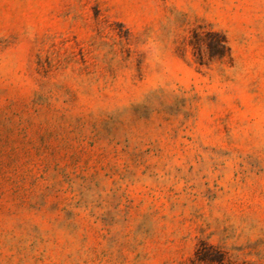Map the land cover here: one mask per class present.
Returning a JSON list of instances; mask_svg holds the SVG:
<instances>
[{
  "label": "rangeland",
  "instance_id": "1",
  "mask_svg": "<svg viewBox=\"0 0 264 264\" xmlns=\"http://www.w3.org/2000/svg\"><path fill=\"white\" fill-rule=\"evenodd\" d=\"M0 264H264V0H0Z\"/></svg>",
  "mask_w": 264,
  "mask_h": 264
},
{
  "label": "trees",
  "instance_id": "2",
  "mask_svg": "<svg viewBox=\"0 0 264 264\" xmlns=\"http://www.w3.org/2000/svg\"><path fill=\"white\" fill-rule=\"evenodd\" d=\"M224 38H225L224 36L223 37L220 36V38H218V41H217L220 52H224V50L227 48L226 41Z\"/></svg>",
  "mask_w": 264,
  "mask_h": 264
}]
</instances>
